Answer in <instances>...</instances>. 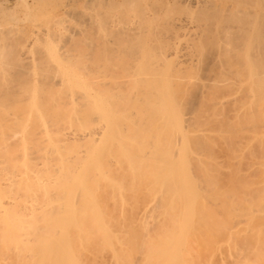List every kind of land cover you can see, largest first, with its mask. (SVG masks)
I'll return each mask as SVG.
<instances>
[{
  "label": "bare ground",
  "instance_id": "6f19581e",
  "mask_svg": "<svg viewBox=\"0 0 264 264\" xmlns=\"http://www.w3.org/2000/svg\"><path fill=\"white\" fill-rule=\"evenodd\" d=\"M44 1L41 0L40 2L42 3L38 4V5H41L43 9H45L44 6L42 5ZM95 1L98 2V0H95ZM105 1L106 3H109L107 2L108 0H105ZM109 1H114V0H109ZM127 1H130L131 2L130 4L133 5L134 1L136 0H127ZM163 1L164 0L160 1L163 3V4L161 3L162 5L165 4ZM195 1L197 2V0ZM220 1L221 0H208L207 2L205 1V4L206 3L207 4L204 7H202L201 4H198V5L195 4L197 6L200 5L199 7H202L201 9L199 8L200 11L196 10L194 11L196 13L194 12L193 13L197 14L199 16L198 17L199 19H202L201 21L204 22V27H205L204 29L208 28V32L209 31L211 32L214 28H216L215 27L216 22L214 21H216L215 19L218 18L219 22L221 23V28L219 24L216 26L217 27L219 26L220 30L222 31L220 32L222 33L221 36H223L224 34L223 38L220 37V35H215L216 38L217 36H219L217 40L223 39L222 40L223 43L217 44L215 41L216 39L215 37L213 38L211 37L214 40V41L212 40L211 42V39L209 40L210 38L209 35H204L207 37V38L204 37L205 39L204 43L209 42V44L207 45L205 44L203 46L202 44L204 43L202 42H200V44L198 43V45H201L204 47L203 50L205 51L202 55L203 59L205 60V63L202 59L199 60V61L201 60L203 61L204 68L203 69L201 68L202 70L199 69V67L201 66L203 67V64L201 65V63H199V65L201 66L198 65V68H197L199 69V72H200L199 73L200 75L197 78L198 81H192V78H190V76L188 78L189 80L187 79L188 76L187 74L185 75L186 71L184 72L182 71L184 69H180L181 68L180 64L183 67V63H180V64L178 63L180 67L173 66L175 64H172V66H169V67H172V70L169 69V67L168 69L167 68L160 69L159 63L165 62L167 60L166 56L170 54L166 52L167 54L165 53L166 56H164V52L160 51L161 49L160 46L163 45L161 44L160 39H162V42L164 43V38H160V35L157 34V32L159 31L156 30L157 32H154L153 28H151L153 30L151 32V36L153 33V35L156 34L157 36L156 40L160 38L156 42L161 44V45L158 44L159 45L158 47H160V49H158L160 53L163 52V56L162 54L159 53L160 59H158L156 63L155 61H152L150 59L148 60V58H151L149 57L151 55L150 50L153 52L154 48L152 44L154 42L152 44H150L149 42L147 46L146 44H143L142 40L145 38L143 34L144 33L143 24L142 25L140 23L137 24L138 22L135 20L137 22L136 23L134 21V23H136L135 25L124 27L122 25L121 26L119 25L121 24L119 23V21L120 20L123 21V19L120 18L119 20L116 17H113L118 20L117 22L119 24L112 23L111 25L109 24V20H108L110 17L109 16L110 13H107V12L106 13L108 14V16L105 15L107 19L101 18L100 22H98L97 21L98 19H96L98 17H94L92 13L91 15L89 14V16L92 19L89 18L88 16L86 17V19L89 21L90 20L91 21L93 20V21L92 22L90 21V24L89 23L86 24L84 28L82 27V29L81 28L77 29V27L73 26L75 24L74 22L75 18H74L72 20L74 24L70 26V29L71 27L72 28L75 27L76 30L78 31L80 30V31L72 32L71 35H69L68 33H67L68 35L67 34L64 35L63 33L64 29L62 31L61 29H56L55 27H53L54 26L53 24L57 23L58 25L59 23H61L60 20L62 21V19H60L59 22H57L58 20L56 19L55 20L56 22L52 21L53 26L51 28L53 29H49L50 27L47 28L49 30L41 28L43 30V33L46 30L45 34H43L44 38L42 36L41 37L37 36L39 34V33H36L38 31H35L37 26L35 27V25L33 24L35 27L33 31H35V33L33 32L32 36L26 33L28 35L23 38L20 34H18V36H20L22 40L19 39L20 37L16 38L17 36L16 37L14 36L15 37L14 40L16 39H19V40L15 41V43L13 40H8V41L6 40L9 43L11 41V43L10 44L8 43L7 45H4L3 47L2 45L0 46L2 47L1 50L3 51V53L6 54L3 57L4 59L1 58L0 61L1 60L4 61L6 59L5 56H7V58L12 59L15 55L18 57L19 61H22L24 60V58L26 57L28 58V56L30 55V54L28 55L29 53V52L27 53L28 49H26L25 47H29V46L34 47L33 45L35 43H38L40 41V44H41L43 42L44 44L42 45L44 47L39 46V48L40 47L41 48L37 49L38 46L37 47L35 46L32 49L36 52L39 50L38 52L41 53L39 54L37 52L38 55H42V57L37 55L39 57V58L37 57L38 61L39 59L42 60V62L39 61V63L41 62L43 67L45 68L46 66L43 63L46 60H49V57H50V62L52 61L51 62L52 65L56 64L55 65L56 68L47 66L46 67L47 69L43 71L47 70L48 73H50V71L54 68V70L56 69L55 73L57 76L61 75L62 73V76H60L61 77L60 81L62 82L57 83V81L55 80V77H52V75L50 76L51 73L47 74L46 73L47 71H46L45 75L47 74V76L44 79L45 81L42 82L41 80L43 79L44 75L43 77H41L42 73L40 72H42L43 67L41 68L40 65L37 66L38 64V61H37V63H35L36 66L37 68L39 67L41 69V70L38 69L39 72L37 71L38 73H40V76L38 74V77L42 79L40 81L39 79H37L36 82L38 81V83H36V85L34 86L31 85L32 87H30V85L27 86L28 85L27 81H25L26 84H23L24 87L23 85L20 87V83H19L17 84L18 85L17 86L18 88H17L15 84L18 83L19 80H22L24 76L28 77L29 75L30 76L32 75L33 72L31 71V68L35 67L33 66L35 65L34 59L33 61L30 60L31 64L33 62L31 67H30V63L29 65L26 63V61L28 60L25 61L26 65H28V68L26 67L27 70H25L24 72H21V68L19 64L18 63L16 64V61H13L14 58L12 60L9 59L10 63L13 62L11 63V66L12 65L16 66L13 69L16 73V75L13 77V79L15 80H12L10 76L7 75L6 68H5L6 66H4L5 64L2 63V61L1 63L3 65L0 63V65H2L0 69L3 71L2 72L0 70L1 71L0 74L1 73L3 74V75H0V81H1L0 82V85H1L0 95L2 96L4 95V97L6 98V100L3 99L4 97L1 99L9 102L8 103V102L3 101L2 103V100L0 99V102H1L0 103V249L3 248L6 251L5 253L7 254L6 257H3L4 259L0 258L2 259V261L0 260L1 262L4 263V260H6L5 258L7 257L13 258V253H14V257L16 256L15 258L17 259L19 258V260L21 261L18 264L20 263L21 264H81V261L78 257L79 251H76L75 246H77V244H80L78 242L80 240L81 241L86 240L84 242H86L87 245L91 244L90 243L91 240L89 242L88 240L92 237V232L96 231L100 233L98 236L102 235L103 237L104 235L109 245H112L111 243H115L116 241L112 240L113 235H111V238H112L111 240L113 242H111L110 240V236H109L110 232L108 230L109 223H107L109 222V220L112 221L113 217L112 219H110V216H109V219L107 221V216L104 215L105 209L107 210L106 207H108L109 203L106 201L108 203L107 205L105 203H102V201H100L101 198L99 200L96 199V196L93 194V192L99 189L98 191L101 193L104 186L105 188L106 186H108L107 188H111L109 186L110 184H112L113 181L108 184V182L103 181V178L104 180L105 179L108 180V178H105V177H108L109 174H110V177L114 175L113 169L111 170V172H109L111 169L110 167L113 164L115 165L117 164L118 166V169H117V166L115 165L112 168H115L114 172L116 173L115 174L116 178L117 180H120V178L118 177L119 175L117 176V173H119L118 170L121 172V170L123 169L122 163L125 162L124 160L125 158L126 161H128V164H129L128 167L130 166L131 168L130 171L134 173L136 178H138L137 176L139 174H146L148 175V178H150L149 176H152V178H150L149 180L151 179L153 180L154 183L152 184H154L156 188L151 184L155 189L149 186L151 189H146V190L148 191L155 190V192L157 193L155 194L156 196H159L161 194L160 200L162 201L160 203H161L162 208L165 209L164 210L165 212L164 211L163 212L164 213L168 212V216L171 215L170 217H172V220L170 219V217H166V218H169L168 220H171V222L168 221V223H170L171 229L169 230V226L168 227L165 226V228H167L166 232H163L161 236H159L160 233L157 235L160 239H158V237H155L154 239L157 240L155 242L154 239H150L148 237L150 239L149 241L152 240L151 243L153 242L152 244H153V247L155 248L154 251L157 253L160 252V254H157L153 251L151 253L149 250H147V247L142 245V243L138 241L137 239V243L139 242L138 243L139 252L141 251L140 253H142V250H144L143 247L142 248L140 247V243L146 249L145 251H143L145 255L144 254L143 255L139 254V255L140 257L141 256L146 257V254H147V258H145L147 259V261L144 259L147 263L159 264V263L164 262L163 264H165L167 261L169 262L172 261L173 262V263L171 262L172 264H176V263L179 264V262H176V261L181 259V260H184L183 262L185 264H193V263L199 264L201 263L200 262L201 257L203 256L202 254H200L201 252H203V250H201L202 247H205L206 245L210 244V242L211 243L214 242L213 244H211L214 247L216 246L220 248L222 245L221 248H224V245L227 242H229L232 244V246H234V247L231 246V248L235 249V252H236L235 259L232 264H264V159H261L263 160L261 164L262 174L260 175L259 178H256V175H255V178L257 181L255 180V182H245V181H250V180L252 181L253 178L252 179L246 178L247 180L243 181L242 179L245 178V176L241 178L240 174L243 173V172L241 173L240 171L241 169L232 170L233 174H231L232 172L230 173L228 170H226L227 168H225L226 172L228 171L230 175L232 176L235 173V177H236V174L238 172L240 173L237 174L236 178L234 176L231 177L229 175L230 180L228 178V181L232 183L231 187H228L230 183L229 184L227 183L228 184L227 185L226 182H224V179H222V181L226 185L222 184L223 183L222 182L221 185H224L225 187L221 186L220 188V185H219L220 182L218 183V180L222 178L221 176H223L221 175L222 173H220L222 172V168L220 169L222 165H220L219 161L217 160V156H215L216 153L213 152V150L216 147L215 143L217 141L214 142V140H212V139L216 140V136L219 138V140L221 139L223 142H225L226 140L229 142L231 141L230 143H233L235 139L236 141L238 139L240 143V148L238 147V150L240 149V151L244 150V152L245 151L247 152L248 149L247 150L245 149L247 148V146L248 147L249 145L251 146L249 149L250 152L248 150L249 155L251 152L255 153L253 148L254 149L258 148V145L255 146V143L262 142L264 145V130H263V126H264V0H232V1H235L236 4H230V5L225 4V6H227L228 8L224 9V11L223 10L217 11L216 7L220 6V3H221ZM180 2L181 1L176 2L177 4L176 3L175 4L179 7ZM199 2L201 1H198V3ZM19 3L22 4L24 7L26 6L28 10L30 7H34L33 5L31 6V3L28 2V0H18L16 4L19 5ZM136 3L137 1L135 2V4ZM139 3L141 2L139 1ZM16 4L10 7L16 8ZM61 4H64V3L61 2ZM166 4L168 5V3ZM175 4L173 7H177L175 6ZM44 5H47V4H44ZM181 5L183 7L184 4L181 3ZM102 6H103L102 8H104L106 5H102ZM66 7L70 8L69 6H66ZM192 7L196 9V7H194L193 4H192ZM179 8L181 9V7ZM223 8L225 7L223 6ZM72 9L75 10V8H72ZM173 9L175 10V8ZM33 10L30 12L32 13ZM125 10L126 9H124L123 11ZM155 10L156 9L154 8V12ZM41 11L42 9L40 10V12ZM30 12L27 13V15L30 16ZM40 12L39 14L37 12H35L34 14L37 13V15H39L40 17V14L43 13V11L41 13ZM47 12L50 13L49 11ZM64 12L68 13V14L65 13L66 15L70 14L69 10H65ZM119 12H121V10ZM186 12H188V10ZM74 13L76 14L77 12H74ZM103 14H105V12ZM126 14H127V11H126ZM173 14H175V12ZM27 15L25 17H27ZM57 15L58 14H56V16ZM76 15L78 17L79 13H77ZM96 15L98 14L95 13V16ZM72 16L74 15H71L70 17ZM140 16L142 17V13ZM30 18L33 19L34 17L31 16ZM35 18H34V22L31 20L32 23H36ZM80 18H81L80 21L82 25V22L85 20L83 18V15L80 16ZM203 18L205 20H203ZM94 19L99 24L94 22L95 21ZM37 20L39 21L40 18H38ZM207 20L208 21L211 20V22L206 23ZM68 21H67V24H68ZM80 21L78 22V24L81 27ZM156 21L154 22L156 23ZM143 22L144 23L146 22V24H149L147 22H150V20L149 21L143 20ZM154 22L152 21V24H154ZM37 23L41 25L42 22L40 21ZM50 23H51V19H50ZM206 24H209V25L207 26ZM205 25L207 26V28ZM170 26H171V23H170ZM66 27L68 26H65V28ZM172 28L174 30V27ZM28 29H25L26 32H28ZM166 29H169V28H166ZM42 30H40L41 33H42ZM71 30L69 31L68 29L67 31L71 32ZM214 30L218 31L219 29L217 28ZM162 31L163 30L161 29V32ZM100 32H102L101 37L100 35L97 34ZM108 32L112 34L113 36L112 39L114 38L113 41L118 42L117 43L118 47L120 49L122 48V51L123 50L125 51V52L119 51V53L122 52L123 55L127 54L126 53L127 51L129 54H131L132 57H134L135 55V58L139 59L141 57H144V54H142L143 56H141V53L143 52L141 51L140 53V50L144 49L143 48L144 46L146 48L148 46H151V48H148L149 53L146 52L147 49L145 50L146 56L150 54L147 59H145V57L143 58L146 60V62L143 61L142 58L139 59L140 61L138 60V62L135 60L136 62L134 64L137 67H135L133 64L134 67L131 68V70L129 69L130 72L129 73L127 72L125 79L123 78V79L118 80V78L120 77L119 74H118L119 77H116L110 74V73L114 74L112 67L113 65L115 66L117 65L115 63H112L113 61L116 62L115 58H117L119 55L120 56L119 58L121 60H118V61L121 62L124 56H122V54L117 55L116 51H118L119 48H115L117 46V44H115L116 42H112V41L111 43L109 42L111 39L110 37L107 39L108 36L106 35V33ZM4 33L5 32H3V34ZM204 33L208 34L207 30ZM11 34L10 35L13 36V32H11ZM103 34L106 35L107 37L102 36ZM167 34H169V32ZM163 35H161V37ZM7 36L8 35H5V37ZM96 36H98L99 38H97L95 42ZM141 36L143 37V39L140 42L138 41L135 42V39H138ZM104 37H106V39ZM146 37L148 39V36ZM37 39L38 40L41 39V40L38 41ZM92 39L96 44H94V42L93 43L91 42ZM35 40H37L38 42L37 41L35 42ZM88 40H90V42ZM167 40L169 41V38H166L165 42H168ZM197 40H199L198 37L196 41ZM1 41L0 43H2ZM62 41H64V44ZM149 41H152V39ZM199 41H202V38ZM60 42L62 43L63 46L59 44ZM127 42H130V43H127ZM112 43H114V45L116 46H114ZM165 44L167 45V43ZM20 45L23 46V48H25V51H26L24 55L25 57L22 55L24 58L20 56L22 52L19 50L22 48V47L20 48ZM110 45L113 46V48L117 50L113 49L112 51H110L109 50ZM8 46H11V48H8V49L6 48L5 50L6 52H5L3 49H5V47H8ZM169 46L170 45H168L167 47ZM125 47L128 49L125 50ZM205 47H207V49ZM208 47L209 48L211 47L213 49L215 48L214 49L215 51L211 50V48L209 49ZM11 49L13 52H10ZM61 49L62 50L64 49L65 52L63 51L62 53ZM163 49L164 48H162V50ZM183 49H180V50H183ZM75 51H78V55H76ZM91 51H92V54L93 53L95 54L97 59H93L94 61H91V58H89L90 64L89 63L88 64L90 66L92 63L99 65L102 62L101 64L102 66L101 65L99 66L103 68L102 70V68H100L99 66L94 65L97 68L99 67L98 70L102 71L103 74L101 72L100 73L96 72L99 74H97L94 77L93 76L91 77H93L94 79H99V77L97 76L101 75V78L103 77L106 78L105 80H107V84L103 82L102 83L95 82L96 80L94 82L88 81L90 77H87V75L84 76L85 73L82 75L80 73V70H78L79 68H77V65L80 59L79 55H81V53L84 54L83 52H85L86 56L85 54L83 55L85 58L82 56L83 61L80 59L79 63H82L85 61L84 63L86 64L89 61L88 58H87L88 61L86 60V57L88 56L87 54H89V52ZM13 53H15V55ZM115 53L117 57H114L115 55L114 56L112 55ZM156 53L157 51L155 52V54ZM183 53H185V51ZM18 54L20 57L18 56ZM47 54H49L48 55L49 57L47 56ZM105 54L109 55V56H106L109 59L108 58H106L107 60L103 59L105 58ZM138 54L140 56L139 58L137 57ZM152 54L154 55V53ZM8 55H10V57ZM35 55L34 57H36ZM180 55H183V54H180ZM75 56H77V58L79 59H76ZM40 57L43 59L48 57V59H45V61H43V59H41ZM99 57H102V58H99ZM125 57L127 56L125 55ZM164 57H165V60H164ZM185 57L189 58V52H188V56H185ZM196 57H199V55ZM167 58H170V57L168 56ZM192 58L193 57H191V59ZM74 59L78 60V62ZM101 59H103L104 61H108V60L109 61L112 60V61H111V64L108 62L110 65L107 64L106 66L105 64L107 62H104L103 60L101 61ZM181 59H178V60H181ZM95 60H98V62L99 61L101 62L98 64V62ZM141 60L143 62H141ZM126 61L131 62L129 60H126ZM167 61H169V59ZM191 61L192 60H190V64H192ZM47 62L49 61H46V65L47 64L50 65V62L49 63ZM103 62L105 66L103 65ZM196 62L197 61H195L194 64L198 63ZM57 64L59 65L58 69H57V66H58ZM68 64H70V66H67ZM71 64H74V65L71 66ZM75 64H77L76 67H75ZM123 64L120 63V65L122 66ZM115 66L114 68L115 70H117L116 69L117 66L116 67ZM3 67L5 69H3ZM29 67H30V70H29ZM86 67L87 66H85V68ZM106 67H108L107 68L108 70L111 69V71H113V72L108 71L110 72L109 73L110 75L108 78L110 79V77H112V80H113V77L114 78L116 77L115 82L114 80L113 81L111 80L109 81V84H108L109 79H107L106 77V75L108 74V72L106 71L107 70ZM123 68H125V64ZM176 68H179L180 70ZM89 69L90 67L88 68V70ZM58 70H59V73H58ZM86 70L87 68L85 69V71ZM27 71H28V74H27ZM89 71L87 72L90 73L91 71L90 72ZM122 71L124 70L121 69V72ZM29 72H32V73L29 74ZM94 73H95L94 70H92L93 75H95ZM36 75L37 73L35 71V76ZM30 76L29 78L25 77L26 78L25 80H31L33 82L34 75L32 76V78ZM5 77H7L5 79L6 81L3 79ZM53 80H55V82H52ZM102 80H104V78ZM14 81H16L15 84L13 83ZM3 82L6 84L4 85V87L2 86L4 84ZM10 85L11 86L14 85L15 88L10 87ZM13 88L16 89V92H14L15 90L13 91ZM19 88L20 89L25 88V89L20 90L22 91V94L19 90H17ZM1 91H2V94H1ZM14 93L21 95L20 97L19 95H17V98H19L18 100L14 99L13 97L15 96ZM9 100H11V102ZM233 101H234V104H232ZM224 102L226 106H228L229 108L231 106V109H233L232 112L234 116L231 115V117L232 119L234 117V120L230 118L233 122H230V121L225 122L224 125H226V128L221 129L222 125H220V119L219 117H217V115L219 116L220 110H223V108L224 109L226 108L225 105H223ZM229 102H231V105L228 104ZM221 105H222V109H221ZM234 105H236L235 108H233ZM229 108H228L229 111H226L228 115L225 112V114L228 116L227 118H229L230 116L229 113L232 114V112L230 111L231 109ZM201 117H202V120H204V121H201L202 125H201V122H199V118ZM209 117H213V118H209ZM206 118H208L209 120V121L207 120L208 122L207 121L205 122ZM194 123H199V126L197 128L195 127V129L192 126ZM203 123L204 124L207 123L208 126L207 124H205L207 127L205 125L203 126ZM209 123L211 124L209 125ZM214 126L215 127L220 126L219 133L220 134L222 133L221 135L220 134L217 135L218 132L216 133V135H214L213 134L214 131L212 132L213 135L211 133L206 132L208 130L210 132V129L211 131L212 129L215 130V128H212ZM190 127H192L193 131L195 132L198 131L200 133L197 132L198 133L197 135H195L196 133L195 134L193 133V136L190 135L189 134V131L191 130ZM204 127H206V131ZM131 133L135 134V136L134 135L132 136ZM207 133L212 135L213 138L211 137L212 138L211 139L210 135H208ZM225 135H228V136H225ZM245 136H247L248 138L247 140L244 138ZM223 138L225 141L223 140ZM239 138H243L242 139L243 143H246V141H249V143L247 142V146L244 144L246 148L241 149V147L243 148L242 146L243 143L241 144V140ZM219 140L218 142L221 141ZM227 141L225 143H227ZM237 142H234V144H232V145L237 144L235 145V148L239 146V143ZM84 144L88 145V146L85 145L87 148L84 147ZM218 145L220 146L219 143ZM263 145L261 149L259 147L256 153H258L259 150L264 149ZM82 148L83 149L85 148L84 151H82L83 150ZM217 149H215L214 151L216 152ZM83 152L85 153V155H83L84 154ZM244 152L242 154H244ZM246 152L245 154L247 155L248 152L247 153ZM261 152L263 151H260V153ZM253 155L256 156V154H253ZM204 156H207L208 159H205ZM211 156L215 158L217 162L214 163L212 161ZM261 156L262 158H264L263 157L264 154L261 153ZM219 158H220V153H219ZM231 165H234V163H232ZM241 167L242 166H240V168ZM119 168H122V169H119ZM244 169L242 171H244ZM124 170L125 169H123L122 171ZM246 170H249V168H247ZM137 171L139 172V174H136ZM214 171L219 172L218 180H217L218 176L216 177L217 173L214 174ZM125 174L126 172H124V175ZM238 175L240 176L239 178H238ZM253 175L254 174H252V176ZM126 177L127 176H125V178ZM223 177H225V175ZM116 178H114V180ZM233 178L234 180L240 179L239 183L237 182L238 183L237 188L235 185L236 180L232 181ZM141 179L142 181L144 179L143 182L141 181L143 184L145 180H147L145 177H143V175ZM100 180L104 182V186L102 185L103 188L101 187L102 188L101 190H100V186H101ZM90 181H92L91 184H90ZM125 181L126 183H124ZM125 181L124 182L120 181V183L121 184L124 183L125 184L124 186H126V184L128 185L130 184V182L127 183V180ZM135 181H136L135 183L136 185L140 183L139 179H136ZM135 181L133 180V182ZM95 182H96L95 185L97 187L93 185ZM98 182H100V184H98L100 185L99 188L97 185ZM140 184L138 185L139 188H141V190L142 189L145 190V186L147 185V182L145 186H142L143 184L140 186ZM149 184L150 183H148V185ZM124 186L118 185L120 189L121 188L125 189ZM130 186L131 185H129V188L130 190H132ZM118 187H117V190L119 189ZM107 188L106 190H108ZM115 189L116 187L113 188V191H115ZM120 189L116 191L119 193ZM106 190L104 189L103 191L107 192ZM85 193L87 194L89 193V194L85 195ZM121 193L123 194L125 192H121ZM127 193L128 194L131 193L132 195H134V193L130 191ZM145 193H147V191ZM142 194H144V192H142ZM147 194L149 195V193ZM205 194L207 196L209 194L212 197V199L211 198L210 199L211 201H213L214 206H216L217 208V210H215L214 213L211 212L210 209L208 210L206 209V211H200L199 209V211L197 212V209L199 207H202V209L206 208V204L200 203L201 202L200 199ZM124 195L126 196V193ZM141 196H140V201L146 200V198L143 199L144 196L141 199ZM128 197L131 198L132 196L127 195L126 199ZM151 199L153 200L152 197L150 198V201ZM97 201H100L99 204ZM127 202L129 203V201ZM162 202L164 203V205ZM143 203L145 204L146 202L144 201ZM100 205H102L101 208L104 206L103 208L105 209H103V211L100 208ZM130 205H132L131 202H130ZM151 205L154 206V204L152 203ZM158 205L156 206V208L159 207ZM121 206L122 205H120V207ZM124 206L125 204L123 205V207ZM153 206L151 207L150 210H148L149 213L148 214L146 213L147 215L145 214L148 220L146 221L147 218L145 217L144 223L146 224L142 227V233H143V230H145L143 235L151 232L149 231L150 229L148 230V227H149L148 225L149 217L148 216H150L151 212H152L151 216H154L153 219L159 220V217L157 218L155 216L156 213H155V209ZM152 209L154 211H151ZM109 211H112V213L114 214L113 209ZM124 211L125 210H123V213H127ZM169 212L171 214H169ZM118 215L119 214H117V217ZM114 219L116 220V218ZM161 219L162 218H160V220ZM117 220L119 221L118 218ZM157 220H156V223L158 222ZM202 220L205 224H203V222L201 223ZM199 221H200V224H203V227H205V230L207 233H210L211 231L209 230L208 232L206 227L208 224H211V226L208 225L209 229L213 231L212 229L213 227L214 231L219 230L217 231V233L215 231V233L218 234L219 236L216 235L214 238L213 236L215 234L213 231V234L206 233L208 235V238H207V236H205L206 234L202 232V230L199 229V226H198ZM135 222H138V221L135 220ZM113 223L110 227L113 226ZM152 223H154V221ZM135 224L136 223H134V225ZM139 224H141V222ZM172 224L173 226H171ZM158 225L160 226V224ZM162 226L159 228H162ZM113 227L115 228V226ZM139 227L140 225L137 228L140 229ZM194 229H196L194 233L196 234V237L192 234ZM159 230L161 231V229ZM112 231L114 232V230ZM123 231H125V229H123ZM126 231L127 233H129L128 230ZM218 232H221V233H218ZM222 232L228 234L229 235V236L227 235L228 238L227 236L222 234ZM121 233L124 236L122 231ZM121 233L120 235L118 234V236L121 237L122 236ZM199 234L201 236L202 234H204L202 236L204 238H200ZM118 236L116 235V239H118L117 238ZM210 236H212V239L210 238ZM94 237L91 238L92 241H94L93 240L95 239ZM127 237H130V236H127ZM127 237L125 239H127ZM222 238L224 239V241L227 240L225 241L226 243L223 241V243L225 244H221L223 240ZM121 239L119 240L120 242L118 241L119 244L121 243ZM213 239L214 240L216 239V243L219 246L215 243ZM196 240L198 244L203 241L201 243L202 245L195 244L196 245L195 246L193 243H196ZM83 241L82 243L84 244ZM133 241H135V239ZM124 242L125 240H123V243ZM160 242L161 243L164 242V243L161 244ZM204 242L205 244L203 245ZM82 243L80 244V247L83 246ZM101 243H99V245H101ZM134 243L135 242H133V244L132 243L130 244L133 245V247L138 250V248L136 247L137 246L136 243L135 244ZM188 243L190 246L188 245ZM190 243L196 248H194ZM167 244L170 245V248L168 247L169 249H167V246H168ZM116 245L117 244L115 243V246ZM184 245L185 246L187 245L186 248H188V250H185V248H183ZM78 246L76 247L77 250H79ZM129 246L130 245H128L127 248ZM213 246L211 248L215 249ZM225 246H228V245H225ZM104 247L101 248V246H99L100 249L105 250L106 248L104 249ZM133 247L132 246L129 247L132 250V254H133V249H134ZM120 248L122 249V246H120ZM123 248L126 249V252H127V248H125L124 246ZM108 249L109 248L107 247L106 250ZM113 249H114V246H113ZM115 249L117 251L119 250V247L118 249L117 247ZM189 249H191L192 252H195V254L192 253L193 256H191ZM194 249L199 250V251L197 252ZM228 249L230 250V247ZM116 251L114 253L118 252ZM9 252L10 253L13 252L11 256H8V254L10 255ZM85 252L89 253L90 251L87 250ZM102 252L104 253V251ZM102 252L100 254L98 252V254L101 256L103 255ZM205 252L207 253L208 251H204L203 254ZM88 253L86 255V258H88L87 256H89ZM92 253L94 254V256L96 255L95 252H92ZM96 253H97V250H96ZM153 253H155L157 257ZM169 253H170V256H169ZM196 253H199V255H197ZM214 253L215 252H213L211 256H214ZM229 253L231 257H232V254H234L231 252ZM130 254L131 253L129 252V256H131ZM210 254H211V251L209 254H207V256H209ZM224 254H226V251ZM99 255L98 257H100ZM159 255L164 258L167 256L170 258L172 256V259L170 258L171 260L170 261L167 258H165L166 260L165 261L164 258L160 257ZM195 255H197L198 257H196ZM129 256L127 255L128 258ZM137 256L135 255V257ZM153 256H155L156 258ZM181 256L183 258H181ZM0 257H2V255H0ZM127 257L125 256V258ZM151 257L154 258V263L153 261L151 262V260H153ZM189 257H191V259ZM194 257H196L197 259L199 258L200 259L198 260L199 262H197L196 258ZM231 257L229 256V258ZM15 258H13V261L15 260ZM109 258L110 259L108 260H111V256ZM119 258L120 257L117 256L118 260ZM122 258L123 256L121 257V260ZM128 258H127V261L129 260L130 262V259ZM138 258L139 256L137 257V259ZM159 258H161V261L159 260ZM188 258L191 261L188 260ZM203 258L207 259L205 256H203ZM155 259H156V263H155ZM19 260H17V262ZM89 260H90L89 262L91 263L92 259H89ZM139 260L140 259L135 260L136 262L133 261V263L138 264L141 262ZM148 260L151 263L148 262ZM203 260L202 262H204ZM211 260L213 259L211 258ZM227 260L231 262V259L227 258ZM101 261L103 263L105 262V260L103 261V259ZM113 261L115 264V259ZM127 261L125 260V263ZM9 262L10 261H8V264H10ZM14 262L13 264L17 263V262L15 263ZM102 262H100V264H102ZM146 262H144V264ZM223 262L224 264H228V261L227 263L225 262V260ZM5 263L7 264L6 261ZM92 263L95 264L94 260L92 261ZM213 263H209V264H213Z\"/></svg>",
  "mask_w": 264,
  "mask_h": 264
},
{
  "label": "rangeland",
  "instance_id": "374dc122",
  "mask_svg": "<svg viewBox=\"0 0 264 264\" xmlns=\"http://www.w3.org/2000/svg\"><path fill=\"white\" fill-rule=\"evenodd\" d=\"M18 0H0V36L2 37H0V41L2 42V43H0V46L2 45V47L4 46V45H7L9 42H7L8 40H13L14 41V43H15V41H17V40H22L21 39V37L20 36H18V34H20L23 38L25 37V36H27L28 34H30L31 36L33 35V32L35 33V31H38V32H36V33H39L37 36H44L43 34H45V32H46V30H49V29H53V28H51L53 25V27H55L56 29H61L62 31H63V29H64V31H63V33H64V35L65 34H69V35H71V33L72 32H76V31H78V30H76L75 29V27H77V29H82V27L84 28V26L86 25V24H90V21L89 20H87L86 19V17L88 16L89 18H91L90 16H89V14L91 15V13H92V15H94V17H98V18H96V19H98L97 21L98 22H100L101 21V18L103 19V18H105V19H107V17L105 16V15H107L108 16V14L107 13H110L109 14V16L111 17H109V24H111L112 25V23H118L117 21V19H119L120 20V18L121 19H123V21L122 20H120L119 21V23H121V24H119L120 26L122 25V26H124V27H126V26H132V25H135L137 22V24H143V27H144V39H143V37L141 38H138V39H135V42L136 41H138V42H140L142 39V41H143V44H146V46H147V44H149V42H150V44H152L153 42V52L150 50V54H148V56L149 57H151V58H148V56H146V54H145V50H146V52L147 53H149V49L148 48H151V46H148L147 48L144 46L143 48L144 49H142V50H140V53H141V51L143 52V53H141V56H143L142 54H144V57H145V59H147L148 58V60L150 59V60H152V61H157L158 59H160L159 58V53H160V51H163L164 52V56H166L165 55V53L167 52L168 54H170V55H167L166 56V59L168 60L169 59V61H165V62H161V63H159V65H160V69H168V67L169 66H172V64H175V65H173V66H179V64L180 63H183V67H182V65L180 64V66H181V68L180 69H184V70H182V71H186L185 72V75L187 74V79L189 78V76H190V78H192V81H198V77H199V69H203L204 68V63H205V60L203 59V57H202V55H203V53L205 52L204 50H203V46L206 44H209V42H207V43H204L205 42V39H204V37H206V36H204V35H209V40L211 39V42H212V38L213 37H215L216 38V36L215 35H220V37H222L223 38V36H224V34H223V36H221L222 35V33H220V32H222L221 30H220V28H221V23L219 22V19L217 18V19H215L216 21H214V22H216V25H218L219 24V26H220V28H219V26L217 27L216 25H215V27L216 28H214V29H219L218 31L217 30H212L213 31V33H212V31L210 32H208V28H207V26L210 24H206L205 26H206V28L207 29H204L205 27H204V22H202L201 20L202 19H199L198 17V15L197 14H194V13H196V12H194V11H196V10H199V8L201 9L202 7H204L206 4H205V1L207 2L208 0H197V2L195 1V0H179V1H181L180 2V6L179 7H181V9L176 5L177 3L176 2H179V1H175V0H164L163 2L165 3L164 5H162L163 3L162 2H160L161 0H136L137 1V3L135 4V2L136 1H134V4L133 5H131L130 3V1H127V0H114V1H107V2H109V3H106V1L105 0H98V2H96L95 0H62V1H60V0H43L44 2H43V6H44V8L45 9H43L42 7H41V5H38V4H40V3H42V2H40L41 0H37V1H35V0H28V2H30L31 3V6L33 5L34 7H30L29 8V10H28V8L26 7H24L22 4H20L19 3V5H17L16 4V2H17ZM53 1V2H52ZM89 1V2H88ZM102 1V2H101ZM104 1V2H103ZM139 1L141 2V3H139ZM167 1V2H166ZM183 1V2H182ZM198 1H201V2H199L198 3ZM37 2V3H36ZM56 2V3H55ZM60 2V3H59ZM61 2L62 3H64V4H61ZM90 4H88V3ZM92 2V3H91ZM153 2V3H152ZM221 3H220V6H217L216 7V9H217V11H224V9H226V8H228L227 6H225V4H228V5H230V4H236L235 3V1H232V0H221L220 1ZM59 3V4H58ZM69 3V4H68ZM87 3V4H86ZM101 3H102V5H106L104 8H102L103 6L101 5ZM138 3H139V5H138ZM150 3V4H149ZM162 3V4H161ZM166 3H168V5L166 4ZM176 3V4H175ZM181 3L182 4H184L183 5V7H182V5H181ZM16 4V8H11L10 6H13V5H15ZM37 4V5H36ZM44 4H47V5H44ZM55 4H56V6H55ZM67 4V5H66ZM84 4V5H83ZM86 4V5H85ZM95 4V5H94ZM115 4V5H114ZM157 4V5H156ZM174 4H175V6H177V7H173L174 6ZM192 4L194 5V7H196V9L195 8H193L192 7ZM195 4H201L202 5V7H199V6H197V5H195ZM223 4V5H222ZM49 5V6H48ZM137 5V6H136ZM142 5V6H141ZM153 5V6H152ZM155 5V6H154ZM166 5V6H165ZM222 5V6H221ZM37 6H38V8H37ZM53 6V7H52ZM64 6V7H63ZM66 6H69L70 8H68V7H66ZM86 6H88V7H86ZM91 6V7H90ZM117 8H116V7ZM223 6L225 7V8H223ZM50 7V8H49ZM52 7V8H51ZM85 7V8H84ZM119 7V8H118ZM136 7H138V8H136ZM189 7V8H188ZM191 7H192V9H191ZM219 7V8H218ZM222 7V8H221ZM42 9V11H43V13H41L40 12V10ZM47 8V9H46ZM72 8H75V10L74 9H72ZM123 8V9H122ZM154 8L156 9L155 10V12H154ZM173 8H175V10L173 9ZM179 8V9H178ZM198 8V9H197ZM33 10V12L35 11V12H37L38 14H39V12L41 13L40 14V17H39V15H37V13L36 14H34L33 12V14L30 12V11H32ZM106 9V10H105ZM116 9V10H115ZM118 9H119V11L121 10V12H119L118 11ZM124 9H126L125 11H123ZM184 9V10H183ZM37 10V11H36ZM45 10V11H44ZM49 11L50 13H48L47 11ZM61 10V11H60ZM65 10H69V15H66V14H68V13H66V12H64ZM93 10V11H92ZM105 10V11H104ZM114 10V11H113ZM138 10V11H137ZM158 10V11H157ZM177 10V11H176ZM188 10V12H186ZM30 12V16L29 15H27V13H29ZM39 11V12H38ZM73 11V12H72ZM99 11V12H98ZM105 12V14H103L104 12ZM117 11V12H116ZM126 11H127V14H126ZM200 11V10H199ZM59 12V13H58ZM63 12V13H62ZM68 12V11H67ZM74 12H77V13H79V16L77 17V13L75 14ZM107 12V13H106ZM138 12V13H137ZM158 12V13H157ZM175 12V14H173ZM194 12V13H193ZM226 12V11H225ZM45 13V14H44ZM66 13V14H65ZM95 13L96 14H98V15H96L95 16ZM122 13V14H121ZM141 13H142V17L140 16L141 15ZM191 13V14H190ZM42 14H44V15H42ZM56 14H58L57 16H56ZM60 14V15H59ZM81 14V15H80ZM86 14V15H85ZM194 14V15H193ZM27 15V17H25ZM33 15H35V16H33ZM42 15V16H41ZM47 15V16H46ZM63 15V16H62ZM71 15H74V16H72V17H70ZM83 15V18H84V20L87 22V21H89V22H85V21H83L82 22V25H81V18H80V16H82ZM85 15V16H84ZM99 15H100V17H99ZM102 15V16H101ZM111 15H113V16H111ZM125 15V16H124ZM139 15V16H138ZM195 15H197V16H195ZM200 15V14H199ZM29 16V17H28ZM36 17L35 18V22L37 23V22H42L41 23V25H39V23H37V25H36V23H32V21L34 22V18L33 19H31L30 17ZM46 16V17H45ZM60 16V17H59ZM118 16V17H117ZM152 16V17H151ZM201 16V15H200ZM113 17H116V18H113ZM123 17V18H122ZM150 17V18H149ZM27 18V19H26ZM38 18H40V20L38 21L37 19ZM65 18H67V19H65ZM75 18V19H74ZM79 18V19H78ZM149 18V19H148ZM200 18H202V17H200ZM26 19V20H25ZM30 19V20H29ZM42 19V20H41ZM48 19V20H47ZM50 19H51V23H50ZM58 20L57 22H59V20L60 19H62V21L60 20V22L61 23H59L58 25H57V23H55V24H53L52 25V21H55V20ZM75 20L74 22H75V24H74V22H72V20ZM92 19V18H91ZM100 19V20H99ZM151 19H152V21L154 22V21H156V23L154 22V24H152V21H151ZM154 19H156V20H154ZM32 20V21H31ZM37 20V21H36ZM65 20V21H64ZM68 21V24H67V21ZM95 20V19H94ZM107 20V21H108ZM137 22H136V21ZM143 20L144 21H149L150 20V22H151V24H150V22H147V23H149V24H146V22L144 23L143 22ZM203 20H205L204 18H203ZM209 20V19H208ZM206 21V23L207 22H211V20L210 21ZM213 20V19H212ZM27 21V22H26ZM48 21H49V23H48ZM80 21V25H81V27L79 26V24H78V22ZM93 21V20H92ZM91 21V22H92ZM115 21V22H114ZM134 21L136 22V23H134ZM169 21H170V23H171V26H170V23H169ZM56 22V21H55ZM64 22V23H63ZM66 22V23H65ZM85 22V23H84ZM94 22H96V20L94 21ZM98 22H96V23H98ZM111 22V23H110ZM123 22H124V24H123ZM142 22V23H141ZM158 22V23H157ZM203 24H202V23ZM213 22V23H214ZM72 23V24H71ZM83 23H84V25H83ZM95 23V24H96ZM132 23H134V24H132ZM169 23V24H168ZM35 25V27L37 26L38 27V29H37V27H36V29H35V27H34V25ZM62 24V25H61ZM69 24H71V25H69ZM74 24V25H73ZM94 24V25H95ZM99 24V23H98ZM101 24V23H100ZM117 24V25H118ZM146 26H145V25ZM167 24V25H166ZM39 25V26H38ZM63 25H64V27H63ZM75 26V27H71V29H70V26ZM76 25H78V26H76ZM165 25H166V27H165ZM211 25V24H210ZM213 25V24H212ZM56 26H58V27H56ZM65 26H68V27H66L65 28ZM96 26H98V25H96ZM154 26H156V27H154ZM32 27H34V28H32ZM40 27V28H39ZM50 27V28H49ZM148 27V28H147ZM172 27H174V30H173V28ZM28 28H30V29H28ZM41 28H44V29H46L45 31H44V33H43V30L41 29ZM47 28H49V29H47ZM69 29V31L71 30V32H69V31H67L68 29ZM151 28H153V30H154V32H157V31H159V32H157V34L158 35H160V38H164V43L162 42V39H160V38H158V39H160L161 40V44H163V45H161L160 43H158V42H156V41H158V39L156 40V38H157V36H156V34L155 35H153V33H152V36H151V32L153 31ZM156 28V29H155ZM157 28H159V29H157ZM166 28H169V29H166ZM178 28V29H177ZM180 28V29H179ZM22 29H28V32H26V30H25V32H24V30H22ZM35 29V31H33ZM97 29V28H96ZM148 29V30H147ZM161 29L163 30L162 32H161ZM164 29H166V30H164ZM171 29H172V31H171ZM175 29H176V31H175ZM31 30V31H30ZM40 30H42V33H41V31ZM157 30V31H156ZM207 30V33L208 34H205L204 32ZM80 31V30H79ZM78 31V32H79ZM175 31V32H174ZM178 31V32H177ZM3 32H5L4 34H3ZM11 32H13V36H11L12 34H11ZM30 32H32V33H30ZM66 32V33H65ZM94 32H96V31H94ZM99 32V31H98ZM169 32V34H167ZM172 32V33H171ZM174 32V33H173ZM26 33H28V34H26ZM163 33H164V35H163ZM178 33H179V35H178ZM11 34V35H10ZM26 34V35H25ZM67 34V35H68ZM98 35H100V37H101V34H102V32H100V33H97ZM96 34V35H97ZM166 34V35H165ZM5 35H8L7 37H9V38H7V37H5ZM10 35V36H9ZM36 35H34V36H36ZM108 37H107V36ZM106 35H102V36H106L107 37V39L110 37V43H111V41L112 42H116L115 44H117L118 42L117 41H113L114 40V38L112 39V34L111 33H106ZM148 36V39H147V37L146 36ZM161 35H163L162 37H161ZM16 38H18V37H20L19 39H16V40H14V38L15 37ZM194 38H193V37ZM11 37V38H10ZM106 37H104L105 39H106ZM197 37H198V39L200 40L201 38H202V41H199V40H197L196 41V39H197ZM199 37H201V38H199ZM212 37V38H211ZM219 36H217V38H218ZM5 38V39H4ZM44 38V37H43ZM96 39H95V42H96V40H97V38H99L98 36H96L95 37ZM152 39V41H149V40H151ZM166 38H169V41L168 42H165V39ZM176 38H177V40H176ZM207 38V37H206ZM214 38V39H215ZM217 38L215 39V41H216V43L218 44V43H223L222 42V40L221 39H218L217 40ZM4 39V40H3ZM102 39V38H101ZM146 39V40H145ZM179 39V40H178ZM7 40V41H6ZM38 40V39H37ZM37 40H35V42L37 41ZM39 40H41V39H39ZM38 40V41H39ZM63 40V39H62ZM120 40V39H119ZM6 43H5V42ZM37 41V42H38ZM89 42H90V40H88ZM107 41V40H106ZM145 41H146V43H145ZM214 41V40H213ZM221 41V42H220ZM19 42V41H18ZM17 42V43H18ZM42 42V41H41ZM63 42V44H64V41H62ZM92 43L94 42L93 41V39H92V41H91ZM94 42V44H96ZM122 42V41H121ZM124 42V41H123ZM171 44H170V43ZM200 42H202V43H204V44H202L203 46H201V45H198V43L200 44ZM210 42V43H211ZM3 43H5V44H3ZM10 43H11V41H10ZM9 43V44H10ZM13 43V44H14ZM20 43V42H19ZM18 43V44H19ZM127 43H130V42H127ZM126 43V44H127ZM165 43H167V45L165 44ZM182 43V44H181ZM37 44V45H36ZM42 44H44L43 42L40 44V41L38 42V43H35L33 46L35 47H37L38 46V48L37 49H40L43 45ZM60 45H62V43L60 42L59 43ZM113 45H114V43H112ZM161 45L160 47H161V49H160V47H158L159 45ZM166 46H165V45ZM187 44V45H186ZM212 44V43H211ZM125 45V44H124ZM124 45H123V47H124ZM168 45H170L169 47H167ZM174 45V46H173ZM184 45V46H183ZM39 46H41L40 48H39ZM63 46V45H62ZM114 46H116V45H114ZM120 46V45H119ZM164 46V47H163ZM199 46V47H198ZM201 46V47H200ZM2 47H0V50H1V48ZM22 47V48H21ZM34 47H31V46H29V47H25L26 49H28V51H27V53H28V55L32 58H30L28 55H26V56H28V58L26 57V58H24L25 56V53H26V51H25V48H23V46H21L20 45V48L21 49H19L20 51H22L21 52V54H20V56L21 57H23L24 58V60H22V61H19L18 60V57L15 55V53H13L15 56L13 57L14 58V60L13 61H16V64L18 63L19 64V66H20V68H21V72H24L25 70H27V68H28V65H29V63H30V67H31V65L33 64V62H32V64H31V61H33V59H34V64L35 63H37V61H38V59H37V57L38 56H41L42 57V55H38V53L36 52V51H34V50H32ZM44 47V46H43ZM122 47V46H121ZM156 47V48H155ZM165 47H167V48H165ZM181 47V48H180ZM183 47H184V49H183ZM6 48L8 49V48H11V46H8V47H5V49H3L4 51L6 50ZM115 48H119L118 47V44H117V46L115 47ZM115 48H113V46H111L110 45V47H109V50L110 51H112L113 49H115ZM162 48H164L163 50H162ZM206 49H207V47H205ZM209 48V47H208ZM211 48V47H210ZM209 48V49H210ZM23 49V50H22ZM120 49V48H119ZM118 49V51H116V53H117V55L118 54H122V52H125L124 50L122 51V48L119 50ZM124 49V48H123ZM126 49H128V48H126L125 47V50ZM141 49V48H140ZM158 49H160V51L158 50ZM180 49H183V50H180ZM205 49V50H206ZM208 49V50H209ZM215 49V48H214ZM213 48H211V50H214ZM62 50V49H61ZM115 50H117V49H115ZM155 50V51H154ZM166 50V51H165ZM33 51H34V53H33ZM63 51H64V49L62 50V53H63ZM119 51H122V52H120L119 53ZM138 51H139V49H138ZM157 51V56H156V54H155V52ZM182 51V52H181ZM185 51V53H183ZM187 51V52H186ZM215 51V50H214ZM6 52V51H5ZM8 52V51H7ZM10 52H13L12 51V49H11V51ZM65 52V51H64ZM80 52V51H79ZM82 52V51H81ZM86 52V51H85ZM85 52H83L84 54H85ZM94 52V51H93ZM97 52V51H96ZM109 52V51H108ZM114 52V51H113ZM163 52H161L160 54H162V56H163ZM180 52V53H179ZM188 52H189V58L188 57H185V56H188ZM0 59L1 58H3L4 57V55H6V54H4L3 53V51L1 50L0 51ZM37 53V54H36ZM75 53H76V55H78V51H75ZM91 53V54H90ZM111 53V52H110ZM109 53V54H110ZM116 53L115 54H112L114 57H117L116 56ZM126 53L127 54H122V56H124V58H122V61L120 62V61H118V60H121L119 57V55H118V57L117 58H119V59H117V58H115L116 59V62L115 61H113L112 63H115V64H117L116 66L115 65H113V71H114V74L113 73H110V72H108V71H111V69H107L108 67H106V71L108 72V74L106 75V77H107V79H109L108 77H109V75L110 74H112V75H114V76H116V77H119V75H120V77L118 78V80L119 79H125V76H126V74H127V72L129 73L130 72V70H131V68H133L134 66H135V62L137 61L138 62V60L139 59H141L142 58V60L143 61H145L146 62V60L145 59H143L144 57H141V58H139L140 56H139V54H138V58L139 59H137V58H135V55H134V57H132L131 56V54H129L127 51H126ZM139 53V52H138ZM152 53H154V55H155V57H154V55L152 54ZM166 53V54H167ZM2 54H3V56H2ZM17 54V53H16ZM33 54V55H32ZM36 54V55H35ZM39 54H41V53H39ZM84 54H82L81 53V55H79L80 56V59L83 61V55ZM89 54H90V56H89ZM89 54H87L88 56L86 57V60H87V58H88V62L85 64L84 62H82V63H79L80 62V59L79 58H77V56H75L76 57V59H79V62H78V60H76V59H74V60H76L77 62H78V65L77 64H75V67H76V65H77V68H79L78 70H80V73L83 75L84 73V76H86L87 75V77H90V79H88V81H90V82H94L95 80V82H100V83H106L107 84V80H105L106 78L105 77H103L104 78V80L106 81H104V80H102L103 78H101V75L100 76H97V77H99V79H94L93 77L94 76H96L97 74H99L100 72L102 73V71H99L98 69H99V67L100 68H102L101 66V64H102V60L103 59H105V60H107L106 58H108V57H106V56H109V55H107V54H105V58H103V59H101V61H99L98 62V60H95V61H97L98 62V64L101 62V64H99V65H101V66H99V65H97V64H93V66L95 65H97V66H99L98 68L97 67H93L92 66V64H91V66L89 65L90 64V59L89 58H91V61H94L93 59H97L96 58V56H95V54L93 53L92 54V51L91 52H89ZM136 54V53H135ZM180 54H183V55H180ZM185 54V55H184ZM187 54V55H186ZM23 55V56H22ZM34 55L36 56V57H34ZM38 55V56H37ZM45 55H46V53H45ZM44 55V56H45ZM49 54H47V56H48ZM125 55L128 57H125ZM137 55V54H136ZM177 55V56H176ZM180 57H179V56ZM199 55V57H196V56H198ZM2 56V57H1ZM9 57H10V55H8ZM18 56H19V54H18ZM19 56V57H20ZM83 56V57H82ZM85 56H86V54H85ZM102 56V55H101ZM170 57V58H172V59H170V58H167V57ZM185 58V60H184V58ZM193 57L192 59H191V57ZM6 57V59L4 60V61H2V63H4L5 65L4 66H6L5 68H6V72H7V75L8 76H10V78L12 79V80H15V79H13V77L16 75V73H15V71L13 70L16 66H14V65H12L11 66V63H13V62H11L10 63V60H12V59H10V58H7V56H5ZM40 57V58H41ZM49 57V56H48ZM48 57L47 58H41V59H43V61H45V59H48ZM103 57V56H102ZM102 57H99V58H102ZM114 57H112V58H114ZM177 57V58H176ZM179 57V58H178ZM202 57V58H201ZM30 58V59H29ZM36 58V59H35ZM39 58V57H38ZM85 58V57H84ZM111 58V59H112ZM135 58V59H134ZM183 59V61H182V59ZM195 58H196V60H195ZM4 59V58H3ZM10 59V60H9ZM109 59V58H108ZM125 59V60H124ZM178 59H181V60H178ZM200 59H202L203 61H204V63H203V61L201 60V61H199ZM26 60H28V61H26ZM31 60V61H30ZM36 60V61H35ZM114 60V59H113ZM123 60H124V62H123ZM126 60H129V61H131V62H128V61H126ZM136 60V61H135ZM141 60V62H143ZM164 60H165V57H164ZM188 62H187V61ZM190 60H192L191 62H192V64H190ZM199 61L197 64H194L195 63V61ZM1 61H0V63H1ZM25 61H26V63L28 64V65H26V63H25ZM39 61H41L42 62V60H40L39 59ZM39 61H38V64H37V66H41V68L43 67V65H42V63L40 62L39 63ZM46 61H49L50 62V57H49V60H46ZM46 61L43 63L46 67L48 66V67H54V68H56L55 67V65H52V61L50 62V65H46ZM104 61V60H103ZM112 61V60H111ZM111 61H104V62H107L105 65L107 66V64L108 65H110L111 64ZM118 61V62H117ZM140 61V60H139ZM173 61H174V63H173ZM177 62V64H176V62ZM194 61V62H193ZM49 62H47V63H49ZM74 62V61H73ZM76 62V63H77ZM104 62H103V65H104ZM110 64H109V63ZM127 63V65H126V63ZM1 63V64H2ZM89 63V64H88ZM118 63H119V65H120V63H124L125 64V68H123V66H124V64H123V66L122 65H118ZM157 63V62H156ZM179 63V64H178ZM199 63H201V65L203 64V67L201 66V65H199ZM15 64V65H16ZM89 65V67H90V71L88 70V65ZM128 64H129V66H128ZM133 64H134V66H133ZM169 64H171V65H169ZM188 64H190V65H188ZM3 65V64H2ZM2 65H0V67L2 66ZM58 65V64H57ZM72 65H74V64H71V66ZM104 65V66H105ZM131 65V66H130ZM138 65V64H137ZM186 65V66H185ZM198 65L199 66H201V67H199V69H197L198 68ZM14 66V67H13ZM33 66H35V67H32L31 68V71L33 72H29V74L30 73H32V75L30 76L31 78H32V76L34 77V81L32 82L31 80H25L26 78L25 77H27V76H22L23 77V79L22 80H19V82L18 83H16L15 84V82L16 81H14L13 83L15 84V86L17 87L18 85L17 84H19L20 83V87L23 85V84H26L25 83V81H27V86H29L30 85V87H32L31 85H36V83H38V81L36 82V80L37 79H39V81L42 79H40V77H38V74H39V76H40V73H42L41 75V77H43V75H44V77H43V79L41 80L42 82L43 81H45L44 79H45V77L47 76V74H50V76L52 75V77H55V80L57 81V83H60V82H62V81H60L61 80V77L60 76H62V73H61V75H59V76H57L56 75V73H55V70H54V68L50 71V73H48V71L46 72V71H43V70H45V69H47L46 67L44 68L43 67V69H42V72H40V73H38L39 71H38V69L39 70H41L39 67L37 68V66H36V64L35 65H33ZM67 66H70V64H68ZM79 66V67H78ZM85 66H87L86 68H87V70L85 71ZM114 66L116 67V69L117 70H115V68H114ZM118 66H119V68H118ZM179 66V67H180ZM13 67V68H12ZM27 67V68H26ZM30 67H29V70H30ZM74 67V66H73ZM128 67V68H127ZM135 67H137V66H135ZM4 67H3V69H5ZM18 68V67H17ZM16 68V69H17ZM19 68V69H20ZM59 68V65L57 66V69ZM92 68V69H91ZM174 68V67H173ZM36 71V73H37V77L35 76V71ZM37 69V70H36ZM105 69V68H104ZM121 69L122 70H124V71H122L121 72ZM128 69V70H127ZM130 69V70H129ZM169 69H171L172 70V67H169ZM176 69H179V68H176ZM179 69V70H180ZM201 69V70H202ZM1 70V69H0ZM92 70H94V74L95 75H93L92 74ZM102 70H103V68H102ZM119 70V71H118ZM175 70V69H174ZM174 70H173V72H174ZM2 71V70H1ZM0 71V72H1ZM38 71V72H37ZM87 71H89L90 73H88ZM113 71H111V72H113ZM116 71V72H115ZM3 72V71H2ZM18 72V71H17ZM45 72L47 73L46 75H45ZM96 72H99V73H96ZM106 72V73H107ZM118 72V73H117ZM121 72V73H120ZM5 73V72H4ZM26 73V72H25ZM58 73H59V70H58ZM105 73V74H106ZM110 73V74H109ZM116 73V74H115ZM27 74H28V71H27ZM90 74H92V75H90ZM103 74V73H102ZM119 74V75H118ZM0 75H3L2 73L0 74ZM24 75V74H23ZM124 75V76H123ZM29 76L27 77V78H29ZM91 76H93V77H91ZM103 76V75H102ZM1 77H3V76H1ZM116 77L114 78L113 77V80H114V82H115V79H116ZM122 77V78H121ZM7 77H5V78H3L4 80L6 79ZM93 80H92V79ZM9 79V78H8ZM7 79V80H8ZM11 80V81H12ZM55 80H53L52 82H55ZM112 80V77H110V79L108 80V84H109V81H111ZM112 80V81H113ZM189 80V79H188ZM6 81V80H5ZM10 81V80H9ZM18 81V80H17ZM59 81V82H58ZM1 82V81H0ZM35 82V83H34ZM118 82V81H117ZM4 83V82H3ZM8 83V82H7ZM45 83V82H44ZM112 83V82H111ZM2 84V83H1ZM39 84H40V82H39ZM115 84V83H114ZM4 85H6L5 83L2 85L3 87H4ZM11 85H12V83H11ZM10 85V87H14L15 88V86L13 85V86H11ZM1 86V85H0ZM8 86V85H7ZM26 86V87H27ZM23 87H24V85H23ZM1 88V87H0ZM13 88V91L14 92H16V89H14ZM18 88V87H17ZM28 88V87H27ZM21 89H25V88H21ZM20 88L19 89H17V90H21ZM24 91V90H23ZM18 92V91H17ZM21 92V94H22V91H20ZM1 94H2V91H1ZM15 94V96H13L14 97V99H19V98H17V95H19V97L21 96L20 94H17V93H14ZM0 96H2V95H0ZM4 97V95L2 96V97H0V99L1 98H3ZM16 97V98H15ZM226 98V97H225ZM231 98V97H230ZM3 99H5L6 100V98L4 97ZM3 99H1L2 100V103H3V101H5V100H3ZM10 99H12V98H10ZM20 99H22V98H20ZM24 100V99H23ZM10 102H11V100H9ZM5 102H8V101H5ZM1 103V102H0ZM9 103V102H8ZM228 104H230L231 105V102H229ZM232 104H234V101L232 102ZM211 105H212V103H211ZM223 105H225V107L227 108H223V110H224V112H223V110H220V114H219V116L217 115V117H219V119H220V125H222L221 127V129H224V128H226V125H224V123L225 122H233L232 120H234V117H233V119H232V117H231V115L232 116H234V114H233V109H231V106H230V108L228 107V106H226V104H225V102L223 103ZM235 106L236 105H234V107L233 108H235ZM219 108V107H218ZM228 108L229 109H231L230 111L232 112V114L231 113H229V118H227L228 116V113L226 112V111H229L228 110ZM220 109V108H219ZM221 109H222V105H221ZM221 111H222V113H221ZM225 112L227 113V115L225 114ZM234 113H235V111H234ZM224 116V117H223ZM204 118V117H203ZM209 118H213V117H209ZM232 120H231V119ZM215 119V118H214ZM214 119H213V121H214ZM230 119V120H229ZM208 120V118H206V120H205V122ZM201 121H204V120H202V117L201 118H199V122H201ZM209 121V120H208ZM207 121V122H208ZM213 123V122H212ZM205 124H207V123H205ZM204 123H203V126L205 125ZM211 123H209V125H210ZM201 125H202V122H201ZM200 125V126H201ZM193 127H194V129H195V127L197 128L198 126H199V123H194L193 125H192ZM203 126H202V128H203ZM206 126V125H205ZM207 126H208V124H207ZM206 126V127H207ZM215 126H217V125H215ZM212 127V128H215V130L214 129H212V131H211V129H210V132H209V130L208 131H206V127H204L205 128V131L206 132H208V133H211L212 134V132H213V134L214 135H216V133H217V135L218 134H220L219 132H220V126L219 127ZM191 128V130L193 131V129H192V127H190ZM208 128H210V127H208ZM218 128V129H217ZM217 129V130H216ZM189 131V134L190 135H192L193 136V133L195 134V135H197L198 133H200V132H198V131ZM198 130V129H197ZM263 130H264V126H263ZM216 131V132H215ZM126 132V131H125ZM198 132V133H197ZM205 132V133H206ZM192 133V134H191ZM207 133V134H208ZM212 134V135H213ZM222 134V133H221ZM220 134V135H221ZM223 134H225V133H223ZM227 134V133H226ZM131 135L133 136H135V134H132L131 133ZM208 135H210V134H208ZM212 135H210V138L212 137ZM225 136H228V135H225ZM223 137V136H222ZM221 137V138H222ZM213 138V137H212ZM211 138V139H212ZM214 138H215V136H214ZM218 137L216 136V140L215 139H212V140H214V142H216L215 143V145H216V147H215V149H217V148H219V149H217V151L215 152L214 150H213V152L214 153H216V155L215 156H217V160L219 161V163H220V165H222V167H220L219 165V167H220V169L222 168V172H220V173H222L221 175H225V177H223V176H221L222 178H220L219 179V176H218V171L217 172H215L216 171V169H215V171H214V174L215 173H217V175H216V177H217V180H218V183L220 182V188H221V186L223 187L224 185H226L227 183L229 184L230 183V181H228V178H229V180H230V176L231 177H235V173H234V175L232 176V175H230V173L232 172V170H240L241 171V173L243 174H240V176H241V178H243V176H245V178H243L242 180L243 181H245V180H247L248 178L250 179H252V181L250 180V181H245V182H255V180H256V178H259L260 177V175L262 174V168H261V164H262V161L263 160H261V159H264V158H262V156H261V153L262 154H264L263 152H264V145H263V143H262V145H263V150H259L258 151V153H256V151L259 149V147H260V149H261V147H262V145H261V143L259 144V143H255V146L256 145H258V148L257 149H254L253 148V150L255 151V153H252V155H251V153H250V155H249V152H250V145H249V147L247 146V142L249 143V141H246V143H243V138H239L240 140H241V144L243 143V148L241 147V149H244V148H246V146H247V148L245 149V150H249V152H248V150H247V155L245 154V152H244V150L243 151H240V149L238 150V147L240 148V143H239V140L237 139V141H236V139H235V141H233V143H230L229 141H227V143H225L226 141L224 140V138H223V140L225 141V142H223L221 139V141L223 142H221L220 140H219V138L217 139ZM246 140L248 139L247 138V136H245L244 137ZM244 139V140H245ZM218 140L220 141V142H218ZM230 140V139H229ZM234 140V139H233ZM229 142V143H228ZM234 142H237V143H239V146H237L236 148H235V145H237V144H235V145H232V144H234ZM218 143L220 144V146L218 145ZM214 144V143H213ZM244 144L246 145V146H244ZM86 144H84V147L85 148H87L86 146H88V145H86ZM232 145V146H231ZM218 146V147H217ZM83 147V146H82ZM254 147V146H253ZM84 148V149H85ZM235 148V149H234ZM83 149V148H82ZM81 149V150H82ZM84 149L82 150V151H84ZM237 149V150H236ZM87 150V149H86ZM220 150V151H219ZM253 150H251V151H253ZM237 151V152H236ZM260 151H263V152H261L260 153ZM85 152H87V151H85ZM217 152H219L220 153V158L222 159H220L219 158V153H217ZM239 152V153H238ZM244 152V154H242ZM84 153V152H83ZM82 153V154H83ZM241 153V154H240ZM218 154V155H217ZM253 154H256V156L255 155H253ZM83 155H85V153L83 154ZM245 155V156H244ZM222 156V157H221ZM237 156H239V157H237ZM250 156V157H249ZM261 156V157H260ZM212 157V156H211ZM264 157V156H263ZM204 158L205 159H208V157L207 156H204ZM124 160H125V162H123L122 163V165H123V169H125L124 171H122L123 169L122 168H119V169H122L121 170V172L118 170V172L119 173H117V176L120 178V180H117V178H116V173L114 172V169L115 168H112L115 164H113V165H111V169H110V171L109 172H111V170L113 169V176H111V177H113V178H111L110 177V174H109V176L108 177H105V178H108V180L107 179H105L104 180V178H103V181L105 182H108V184L109 183H111L112 181V184H110V186L109 187H111V188H107L108 186H106V188L108 189V190H106V188H105V186H104V182L103 181H101L100 180V182H101V184H100V182H98L97 183V185L98 184H100V185H98V188H99V186H100V190L103 188L102 187V185L104 186V188H103V190L105 189L107 192H104L103 190H102V194L98 191V190H96V191H94L93 192V194L96 196V199H100L101 198V200L100 201H102V203H105V204H107L108 205V203H109V205H108V207H110V208H108V207H106L107 208V210L105 209V208H101V206L102 205H100V208L102 209V211H103V209H105V216H107V221H108V219H109V216H110V219H112V217H113V220H115L114 218H116V220H117V218L119 219V221L117 220H115V221H113V222H115V223H113L111 220H109V222H107V223H109L108 225V230H109V236H110V240L112 239L111 238V235H113V241H116L115 243L117 244L116 246H115V243H111L112 245H109L108 244V241H107V239H106V237L103 235V237H102V235L101 236H98L100 233H98V232H92V237L91 238H93L94 236V238L95 239H93L94 241H92V239L90 238L89 240H88V242L90 241V243L92 244H89V245H87V243L86 242H84V241H86V240H82L83 242H84V244L82 243V241L80 240V241H78L80 244L82 243L83 244V246H81L80 247V244H77V246L79 247V250H77V246H75V249H76V251H79L77 254H78V257H79V259H80V261H81V264H91L92 263V261L94 260V263L95 264H100V262H102L101 260L103 259V261L105 260V262L103 263L102 262V264H114V259H115V264H127V262H128V264H135V263H133V261H135V260H138V259H140L139 261H141L140 263H138V264H144V262H146L147 261V259H145V258H147V254H146V257H143V256H141V257H143V258H141L140 257V255L142 254H144L145 255V253L143 252V251H145L146 249H145V247H147V250H149L151 253H152V251L153 252H155L154 251V247H153V242L151 243V241H149L150 239H154L155 237H158L157 235L159 234V236H161L162 235V233L163 232H166V229L167 228H165V226H169V230L171 229L170 228V223H168V221L169 222H171V220H172V217H170V216H168V212H166V213H164L165 211V209L164 208H162V206H161V201L162 200H160V195L159 196H156L155 194H157L156 192H155V190L153 191H148V190H146V189H151L153 186L155 187V185L154 184H152V183H154L153 182V180L151 179V180H149L150 178H152V176H149L150 178H148V175H146V174H139V172L137 171V173L136 174H139L137 177L138 178H136L135 177V175H134V173L132 172V171H130V166L128 167V161H126V159L124 158ZM261 162H260V161ZM212 161L215 163V162H217L216 160H215V158H213L212 157ZM204 162V161H203ZM55 163H57V162H55ZM115 163V162H114ZM232 163H234V165H231ZM217 165V164H216ZM115 166H117V164L115 165ZM230 166V167H229ZM235 166H237V167H235ZM240 166H242L241 168H240ZM218 167V168H219ZM245 167H247V168H249V170H246L247 168H245ZM129 168V169H128ZM217 168V167H216ZM225 168H227L226 170H228L227 172H226V170H225ZM245 168V169H244ZM117 169H118V166H117ZM231 169V170H230ZM244 169V171H242ZM223 170H225V171H223ZM247 172H246V171ZM197 171V170H196ZM117 172V171H116ZM124 172H126V174L124 175ZM224 172V173H223ZM251 172V173H250ZM240 172H238L237 174H239ZM245 173H246V175H245ZM248 173H249V175H248ZM231 174H233V172L231 173ZM237 174H236V177H237ZM252 174H254L253 176H252ZM142 175H143V177H145L147 180H145V182H144V184L142 183L143 181H144V179H143V181H142V179H141V177H142ZM230 175V176H229ZM255 175H256V178H255ZM125 176H127L126 178H125ZM239 175H238V178L240 177ZM252 176V177H251ZM235 177V178H236ZM114 178H116L115 180H114ZM134 178H136V179H139V181H140V186L142 185V186H145V184H146V182H147V185L145 186V190L144 189H142V190H144V191H142L141 190V188H139V184L138 185H136L135 183H136V179H134ZM237 178V179H238ZM247 178V179H246ZM92 179V178H91ZM222 179H224V182H226V184H224V182L222 181ZM261 179V178H260ZM117 180V181H116ZM125 180H127V183L128 182H130V184L129 185H131L130 187H131V189L132 190H130V188H129V185L128 184H126V186H124L125 184L124 183H126V181ZM133 180L135 181V182H133ZM232 180V179H231ZM236 180V179H235ZM234 180V178H233V180L232 181H235ZM115 181H116V183H115ZM120 181L121 182H124L123 184H121L120 183ZM142 181V182H141ZM239 181H240V179L239 180H236L235 181V185H236V188H237V184L239 183ZM257 181V180H256ZM91 182L92 181H90V184H91ZM102 182H103V184H102ZM223 182V183H222ZM238 182V183H237ZM148 183H150L149 185H148ZM221 183L222 184H224V185H221ZM93 184V183H92ZM96 184V182L93 184L94 186H96L95 185ZM105 184H107V183H105ZM153 186H152V185ZM227 184V185H228ZM231 184L232 183H230L229 185H228V187H231ZM113 187H112V186ZM118 185H123L124 186V188L125 189H127V190H125V189H120L119 187H118ZM92 186V185H91ZM151 188H150V187ZM97 187V186H96ZM102 187V188H101ZM116 187V189H115V191H113V188H115ZM117 187L120 189V191H119V193L117 192L118 190H117ZM126 187H128V188H126ZM147 187V188H146ZM153 187V189H155ZM225 187V186H224ZM142 188H144V187H142ZM109 190H110V192H109ZM112 190V191H111ZM117 190V191H116ZM132 192V193H134V195H132L131 193H127V192ZM147 191V193H149V195L147 194V193H145ZM117 192V193H116ZM121 192H125L126 193V196L128 195V196H132L131 198L130 197H128L127 199H126V196L124 195L125 193H121ZM142 192H144V194H142ZM150 192H152V193H150ZM105 193V194H104ZM107 193V194H106ZM89 194V193H88ZM87 193H85V195H88ZM120 194V195H119ZM122 194V195H121ZM209 194H211V193H209ZM208 194V196L206 195V197H205V195L200 199V203H204V204H206V208H204V209H202V207H199L198 209H197V212L199 211V209H200V211H206V209L208 210V209H210V211L211 212H213L214 213V211L215 210H217V208H216V206H214V203H213V201H211V199H212V197H211V195H209ZM101 195V196H100ZM111 197H110V196ZM119 195V196H118ZM142 195V196H141ZM140 196H141V199L143 198V196H144V198L143 199H145L146 198V200H141L140 201ZM149 196H151L152 198H153V200L151 199V201H150V198L151 197H149ZM105 197H107V198H105ZM122 197V198H121ZM159 197V198H158ZM162 197H163V195H162ZM161 197V198H162ZM102 198H104V199H102ZM134 198V199H133ZM148 198H149V200H148ZM211 198V199H210ZM113 200V202H112V200ZM163 199V198H162ZM105 202H104V201ZM126 201V203H125V201ZM132 200H133V202H132ZM100 201H97L98 202V204H99V202ZM108 203H107V202ZM127 201H129V203L127 202ZM146 202L145 204H146V206H145V204L143 203V202ZM148 201V202H147ZM152 201H154V202H152ZM164 201V200H163ZM111 202V203H110ZM121 202V203H120ZM130 202H131V204L132 205H130ZM152 204H154V206L153 205H151V203ZM163 203V202H162ZM104 204V205H105ZM112 204H114V205H112ZM125 204V206L123 207V205ZM139 204H141V205H139ZM159 204V205H158ZM113 207H111V206ZM120 205H122L121 207H120ZM129 205H130V207H129ZM143 205V206H142ZM147 205H148V207H147ZM159 206L158 208H156V206ZM163 205H164V203H163ZM154 207V209H155V213H156V217L158 218L159 217V220H157L156 219V217H155V219L158 221L157 223L158 224H160V226L156 223V220H154L153 218H154V216H151L152 215V212L150 213V216H148L149 217V227H148V230L149 231H151V232H149V233H146V234H148V235H143V233L145 232V230H143V233H142V227L146 224V223H144L145 221V217H146V215L149 213L148 212V210H150L151 209V207ZM211 206H213V207H211ZM91 209V208H90ZM90 209H88V210H90ZM100 209V210H101ZM112 210L113 209V212H114V214L112 213V211H109V210ZM132 209H133V211H132ZM147 210V212H146V210ZM162 209V210H161ZM123 210H125L124 212H127V213H123ZM131 210V211H130ZM143 210H145V211H143ZM107 211H109V212H107ZM151 211H154L153 209L151 210ZM164 211V212H163ZM135 212V213H134ZM137 212H138V214H137ZM144 212V213H143ZM104 213V212H103ZM111 213V214H110ZM115 213H117V214H119L118 215V217H117V214H115ZM134 213V214H133ZM144 215H143V214ZM147 213V214H146ZM154 213V212H153ZM110 214V215H109ZM140 214V215H139ZM142 214V215H141ZM146 214V215H145ZM164 214V215H163ZM169 214H171L170 212H169ZM138 215V216H137ZM143 216H144V218H143ZM137 217V218H136ZM150 217H152V218H150ZM166 217H170V219L171 220H168L169 218H166ZM127 218V219H126ZM141 218V219H140ZM142 218H143V220H142ZM147 218V217H146ZM160 218H162L161 220H160ZM164 218H166V219H164ZM135 220L136 221H138L139 223L141 222V224H139L138 222H135ZM148 220V218L146 219V221ZM154 221V223H152L153 221ZM200 220V219H199ZM164 223H163V222ZM167 221V222H166ZM110 222H111V224H110ZM160 222V223H159ZM203 222V220L201 221V223ZM112 223H113V226H115V228L113 227H110L111 225H112ZM132 223V224H131ZM134 223H136L135 225H134ZM161 223H162V225H161ZM199 224H198V226H199V229L200 230H202V232H204L205 234L207 233L206 232V230H205V227H203V224H205L204 222H203V224H200V221L198 222ZM117 225V226H116ZM140 225V229H138L137 227ZM155 225H157V226H155ZM208 225H210L211 226V224H208ZM207 225V227H206V229H207V231L209 232V230L211 231L210 233H207V234H213V231H214V228L212 227V229H213V231L211 230V229H209V226ZM136 226V227H135ZM162 226V228H159V227H161ZM171 226H173V224L171 225ZM196 226V225H195ZM164 227V228H163ZM111 228H112V230H114V232L111 230ZM211 228V227H210ZM123 229H125V231L126 230H128V232L130 233H127V231L125 232V231H123ZM145 229V228H144ZM159 229H161V231L159 230ZM165 229V230H164ZM216 229V228H215ZM123 232V234H124V232H125V234H124V236L122 235V233H121V231ZM118 231V232H117ZM160 231V232H159ZM195 231H196V229H194V231L192 232V234L196 237V234H194L195 233ZM198 231V230H197ZM216 231V230H215ZM215 231H214V238H215V236L216 235H218V234H216L217 233V231H219V230H217L216 231V233H215ZM113 232V233H112ZM158 232V233H157ZM169 232H171V231H169ZM115 233V234H114ZM120 233H121V237L120 236H118V234L120 235ZM198 233V232H197ZM218 233H221V232H218ZM95 234V235H94ZM152 234V235H151ZM205 235V236H207V238H208V235ZM222 234H224L225 236H227L228 234H226V233H223L222 232ZM94 235V236H93ZM116 235L118 236L117 238L118 239H116ZM135 237H134V236ZM164 235V234H163ZM192 235V236H193ZM200 235V234H199ZM204 234H202V236H203ZM221 235V234H220ZM127 236H130V237H127ZM201 235H200V238H204V237H202ZM212 236H210V238L212 239ZM219 236V235H218ZM229 236V235H228ZM228 236H227V238H228ZM127 237V239H125ZM133 237V238H132ZM150 239H149V238ZM164 237V236H163ZM223 237V236H222ZM97 238V239H96ZM122 238V239H121ZM190 238V237H189ZM198 238V237H197ZM196 238V239H197ZM206 238V237H205ZM210 238H209V240H210ZM217 238V237H216ZM224 238V237H223ZM222 238V239H223ZM121 239V245L118 243V241ZM130 239V240H129ZM135 239V241H133V240ZM137 239H138V241H140L141 243H142V245H144V246H142L141 245V243H140V247L142 248L143 247V249L144 250H142V253H140L139 252V242L137 243ZM158 239H160L159 237H158ZM163 239V238H162ZM191 239H193V238H191ZM95 240H96V242H95ZM100 240H101V242H100ZM111 240V242H113ZM123 240H125V244L123 243ZM127 240H128V242H127ZM155 240V239H154ZM207 240V239H206ZM214 240V239H213ZM213 240H212V242H213ZM220 240H221V238H220ZM98 241V242H97ZM130 241V242H129ZM131 241H133V242H135L136 243V247L138 248V250L137 249H135L134 247H133V245H131L130 243H132L133 244V242H131ZM157 240H155V242H156ZM159 241V240H158ZM161 241V240H160ZM215 241V243H216V239L214 240ZM223 241H224V239L222 240V243L221 244H225L226 242L225 241H227V240H225L224 242L225 243H223ZM78 242H76V243H78ZM120 242V241H119ZM190 242V241H189ZM203 242V241H202ZM201 242V243H202ZM219 242V241H218ZM221 242V241H220ZM99 243H101V245H99ZM127 243V244H126ZM134 243V244H135ZM161 243V242H160ZM164 242H162L161 244H163ZM192 243V242H191ZM190 243V244H191ZM201 243H199V244H201ZM209 243V242H208ZM214 243V242H213ZM213 243H211L210 242V244H208V245H206L205 247H202V248H204V249H202L201 248V250H203V252L204 251H208L207 253H206V255H205V253L203 254V252H201L200 254H202L203 256H205L207 259H204L203 258V256L201 257V263H199V264H209V263H213V264H215V262H216V264H219V263H221V264H224V260H225V262L227 263V261H228V264H232L233 263V261H234V259H235V249H233V248H231V246H232V244L231 243H229V242H227V243H229V244H231V245H229V244H225V245H228V246H225L224 245V248H221L222 247V245H221V247L219 248V247H214L213 245H211V244H213ZM158 244H159V242H158ZM194 245L196 244H198L197 243V240H196V243H193ZM198 244V245H199ZM205 244V242L203 243V245ZM207 244V243H206ZM217 244V243H216ZM220 244V243H219ZM87 245V246H86ZM128 245H130L129 247H133L134 249H133V254H132V250H131V248H127V246ZM165 245V244H164ZM168 245V244H167ZM188 245H189V243H188ZM192 245V244H191ZM195 245V246H196ZM202 245V244H201ZM218 245V244H217ZM87 248H86V247ZM94 246V247H93ZM96 246H98V247H96ZM99 246H101V248H103L104 246V249L106 248L107 249V247L109 248L108 250H106V252H105V250H103V249H100L99 248ZM112 248H111V247ZM113 246H114V249H113ZM120 246H122V249L120 248ZM123 246L125 247V248H127V252H126V249H124L123 248ZM156 246H158V245H156ZM166 246V245H165ZM190 246V245H189ZM188 246V247H189ZM193 246V245H192ZM195 246H193L194 248H196ZM214 247L215 249H213V248H211V247ZM219 246V245H218ZM117 247V249H118V247H119V250H117L116 251V248ZM152 247V248H151ZM170 248V245H168L167 246V249H169ZM187 247V245L185 246H183V248H185V250H188V248H186ZM198 247H200V246H198ZM197 247V248H198ZM230 247V250L228 249ZM232 247H234V246H232ZM81 248V249H80ZM85 248V249H84ZM96 248V249H95ZM98 248V249H97ZM140 248V249H141ZM162 248V247H161ZM190 248H192V247H190ZM93 249H95V250H93ZM99 249H100V251H99ZM112 249H113V251H112ZM129 249V250H128ZM156 249H158V248H156ZM213 249V250H212ZM224 251H223V250ZM90 251L89 253L88 252H85V251ZM96 250H97V253H96ZM104 251V253L102 252V251ZM165 250H166V248H165ZM190 250V253H191V256H193L192 255V253L193 254H195V252H192L191 251V249H189ZM195 250V249H194ZM193 250V251H194ZM211 251V254L209 255V256H207V254H209L210 253V251ZM234 250V251H233ZM112 251V252H111ZM117 252V253H114V252ZM161 251V250H160ZM183 251V250H182ZM195 251H199V250H195ZM215 252L216 254H217V256H216V254L214 253V256H211L212 254H213V252ZM225 251H226V254H224L225 253ZM6 251L3 249V248H1L0 249V255H2V257H0V258H3V257H6V253H5ZM92 252H95V256H94V254L92 253ZM98 252H99V254L102 252V254L103 255H99L98 254ZM124 252V253H123ZM127 254H126V253ZM129 252L131 253L130 255L131 256H129ZM135 252H137V253H135ZM139 252V253H138ZM163 252H164V250H163ZM166 252V251H165ZM184 252V251H183ZM188 252V251H187ZM223 252V253H222ZM229 252H231V253H234V254H232V257H231V255H230V253ZM10 253V252H9ZM13 252H11L10 253V255L8 254V256H11V254H12ZM84 253H85V255H84ZM87 253L89 254V256L91 257H89V256H87L88 258H86V255H87ZM92 254V256H91V254ZM155 253H157V252H155ZM155 253H153V254H155ZM167 253V252H166ZM189 253V254H190ZM82 254V255H81ZM100 256V257H98V255ZM111 254V255H110ZM116 254H117V256L118 257H120L119 258V260L117 259V256H116ZM123 254V255H122ZM140 254V255H139ZM157 254H160V252L159 253H157ZM168 254V253H167ZM183 254V253H182ZM189 254H187V255H189ZM197 255H199V253H196ZM223 254V255H222ZM120 255V256H119ZM127 257V255L129 256V258L128 259H130V262H129V260L127 261V258H125V256ZM135 255L137 256H139V258L137 259V257H135ZM162 255V254H161ZM197 255H195L196 257H198ZM219 255V256H218ZM231 257V258H229V256ZM98 258H97V257ZM111 256V260H108V259H110L109 257ZM114 257V259H113V257ZM123 256V258H122V260H121V257ZM133 256V257H132ZM155 256H156V254H155ZM155 256H153V257H155ZM160 256V255H159ZM167 256V255H166ZM169 256H170V253H169ZM221 256V257H220ZM226 258H224V257ZM16 257V256H15ZM14 257V253H13V258H15ZM153 257H151L153 260H151V262L153 261V263H154V258ZM157 257V256H156ZM155 257V258H156ZM160 257H162V256H160ZM196 257H194V258H196ZM216 259H214V258ZM219 257V258H218ZM223 257V258H222ZM13 258H11V257H7V258H5L6 260H4V263H5V261L7 262V264H8V261H10L9 263L10 264H13V262L17 259V258H15V260L13 261ZM96 259V261H95V259ZM101 260H100V259ZM133 258V259H132ZM136 258V259H135ZM162 258H164V257H162ZM165 258H167L168 260H170V258L172 259V256L169 258L168 256L167 257H165ZM165 258H164V260H165ZM181 258H183L182 256H181ZM190 259H191V257H189ZM188 258V260H190ZM193 258V259H194ZM210 258V259H209ZM211 258L213 259V260H211ZM218 258V259H217ZM227 258L228 259H231V262L229 261V260H227ZM4 259V258H3ZM89 259H92V261H91V263L89 262L90 260ZM100 260V261H98V260ZM117 259V260H116ZM132 259V260H131ZM142 259V260H141ZM146 261H145V260ZM186 259V258H185ZM192 259V260H193ZM204 259V260H203ZM221 259V260H220ZM1 261H2V259H0ZM17 260H19V258L17 259ZM17 260L15 261V262H17ZM124 260V261H123ZM125 260L127 261L126 263H125ZM150 260V259H149ZM148 260V262H150ZM159 260L161 261V258H159ZM158 260V261H159ZM163 260V259H162ZM163 260V261H164ZM196 260H197V262H199L198 260H200L199 258L197 259L196 258ZM195 260V261H196ZM202 260L204 261V262H202ZM0 261V263L1 264H4L3 262H1ZM108 261H110V262H108ZM144 261V262H143ZM159 261V262H160ZM166 261V260H165ZM171 261V260H170ZM184 260H181V259H179V260H177L176 262H179V264H183L184 262H183ZM191 261V260H190ZM210 261H212V262H210ZM220 261V262H219ZM14 262V263H15ZM19 262H21L20 260L17 262V263H15V264H18ZM118 262V263H117ZM119 262H121V263H119ZM136 262V261H135ZM150 262V263H151ZM172 262V261H171ZM171 262H169V261H167L165 264H169V263H171ZM188 262V261H187ZM207 262V263H206ZM147 263V262H146ZM145 263V264H146ZM155 263H156V259H155ZM164 263V262H163ZM163 263H159V264H163ZM173 263V262H172ZM171 263V264H172ZM189 263H191V262H189ZM6 264V263H5ZM21 264V263H20ZM93 264V263H92ZM147 264H149V263H147ZM177 264V263H176ZM185 264V263H184ZM194 264V263H193ZM197 264V263H196Z\"/></svg>",
  "mask_w": 264,
  "mask_h": 264
}]
</instances>
